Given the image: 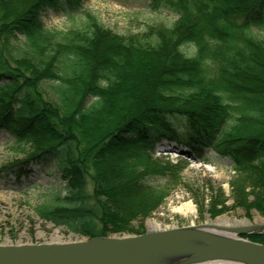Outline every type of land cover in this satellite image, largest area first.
Masks as SVG:
<instances>
[{"label": "trees", "instance_id": "obj_1", "mask_svg": "<svg viewBox=\"0 0 264 264\" xmlns=\"http://www.w3.org/2000/svg\"><path fill=\"white\" fill-rule=\"evenodd\" d=\"M85 1L0 0V129L27 146L0 179L51 170L61 187L38 217L86 238L140 234L188 158L227 159L232 204L218 188L207 213L264 217V0H145L174 20L126 34ZM46 11L77 25L47 29ZM164 141L183 157H158Z\"/></svg>", "mask_w": 264, "mask_h": 264}, {"label": "rangeland", "instance_id": "obj_2", "mask_svg": "<svg viewBox=\"0 0 264 264\" xmlns=\"http://www.w3.org/2000/svg\"><path fill=\"white\" fill-rule=\"evenodd\" d=\"M83 8L96 15L104 26L120 34L140 32L152 24L168 26L175 18V15L169 11H152L145 0H86ZM81 15L80 12L75 15V18L77 19ZM42 20L47 29L65 30L70 26L77 25V21L53 11L44 12ZM175 144V142L159 144L156 155L168 157L172 161L183 157L184 154L180 150L184 147L175 146ZM23 148L24 150L15 143L8 132L0 129V167L22 157L27 146L25 145ZM188 159L189 163L183 172L181 184L174 187L158 209L143 221L145 232L156 230L153 229L152 223L158 224V229H164L188 224L216 222L223 216L229 218V224L226 225H231V222L239 223L243 220L264 221V217L256 211L251 212L250 218L245 216L239 207L229 209L215 217L209 216L206 208L210 198L217 194L218 188L226 197V203L232 204L231 197L229 198L231 192L229 180L232 175L229 161L214 159L213 162L207 163ZM35 169L28 177L21 180V185L15 187L12 186L15 183L11 179H9L10 181L0 179V244L69 242L85 238L36 215L34 208L51 191L59 189L61 182L55 172L38 167ZM187 201H191L195 207L193 214H182L178 210V207ZM124 235L133 234L116 236Z\"/></svg>", "mask_w": 264, "mask_h": 264}, {"label": "water", "instance_id": "obj_3", "mask_svg": "<svg viewBox=\"0 0 264 264\" xmlns=\"http://www.w3.org/2000/svg\"><path fill=\"white\" fill-rule=\"evenodd\" d=\"M262 234L264 221H214L69 242L0 244V264H264V243L244 237Z\"/></svg>", "mask_w": 264, "mask_h": 264}, {"label": "bare ground", "instance_id": "obj_4", "mask_svg": "<svg viewBox=\"0 0 264 264\" xmlns=\"http://www.w3.org/2000/svg\"><path fill=\"white\" fill-rule=\"evenodd\" d=\"M178 210L182 214H193L195 212V207H194V205L192 204L191 201H187L185 203H182L178 207ZM216 222L219 223V224H225L226 225L229 222V218L226 217V216H223V217L219 218L218 221H216ZM234 224H239V223H232L231 222V225H234ZM152 225H153L152 226L153 229H158L159 228L158 224L152 223ZM202 264H229V263H225V262H206V263H202Z\"/></svg>", "mask_w": 264, "mask_h": 264}]
</instances>
